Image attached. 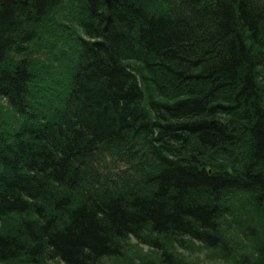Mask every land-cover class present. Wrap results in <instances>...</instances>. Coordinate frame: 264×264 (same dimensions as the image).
Returning <instances> with one entry per match:
<instances>
[{"label":"trees","instance_id":"obj_1","mask_svg":"<svg viewBox=\"0 0 264 264\" xmlns=\"http://www.w3.org/2000/svg\"><path fill=\"white\" fill-rule=\"evenodd\" d=\"M0 264H264V0H0Z\"/></svg>","mask_w":264,"mask_h":264},{"label":"rangeland","instance_id":"obj_2","mask_svg":"<svg viewBox=\"0 0 264 264\" xmlns=\"http://www.w3.org/2000/svg\"><path fill=\"white\" fill-rule=\"evenodd\" d=\"M205 255H206V253H196L195 256H193V257H198L200 259H204Z\"/></svg>","mask_w":264,"mask_h":264},{"label":"water","instance_id":"obj_3","mask_svg":"<svg viewBox=\"0 0 264 264\" xmlns=\"http://www.w3.org/2000/svg\"><path fill=\"white\" fill-rule=\"evenodd\" d=\"M107 1H108V3L110 4L111 0H107Z\"/></svg>","mask_w":264,"mask_h":264}]
</instances>
